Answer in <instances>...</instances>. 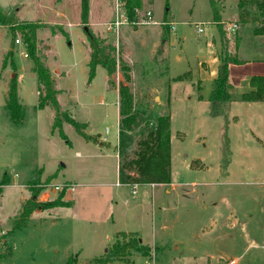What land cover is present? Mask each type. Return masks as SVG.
Returning <instances> with one entry per match:
<instances>
[{
    "label": "rangeland",
    "instance_id": "rangeland-1",
    "mask_svg": "<svg viewBox=\"0 0 264 264\" xmlns=\"http://www.w3.org/2000/svg\"><path fill=\"white\" fill-rule=\"evenodd\" d=\"M140 2L135 22H128L124 0H87L86 21L81 19V0H0V79L4 80L0 81V182H7L0 189V253L11 254L14 236L18 264H68L70 259L92 264L114 241L130 242L135 233H124L130 230L143 245L156 243L149 257L134 254L110 264H195L188 254L194 250L205 264H264V103L241 101L237 87L230 91L224 112L212 117L208 103L197 99L196 84L184 74L188 67L194 72L197 57L214 35L219 55L223 50L244 62L234 66L232 76L264 75V36L254 34L259 24L237 20L235 33H225L222 39L210 0ZM237 3L215 0L221 20L233 22ZM147 12L157 24L141 23L148 20ZM121 13L126 20L115 28L112 24ZM164 20L174 23L175 29L170 30ZM22 23L37 26L36 53L50 72L61 111L85 123L84 132L95 141H86L66 121L53 129V109L37 108L43 90L38 88L23 37L12 27ZM196 23L201 24V33ZM84 28L115 47L117 66L112 76L98 65L88 82L90 49ZM168 36L175 37V46L163 59L157 44ZM120 60L130 66L129 86L135 108L146 113L143 122L152 123L158 115L171 118V179L176 185L165 186L171 189L169 194L155 187L153 203L148 199L145 207L134 205L133 193L116 185ZM183 74L184 79H173ZM10 80H16L24 110L17 125L4 107ZM154 96L162 99V107L155 106ZM65 184L75 185V191H66L73 193L70 209L39 210L16 228L32 192H37V202H51L64 193ZM54 185L63 188L48 192L43 200ZM63 200L68 201L64 196ZM229 205L240 222L234 241L225 240L221 232ZM218 213L226 216L218 221ZM156 246L162 248L157 255Z\"/></svg>",
    "mask_w": 264,
    "mask_h": 264
},
{
    "label": "trees",
    "instance_id": "trees-1",
    "mask_svg": "<svg viewBox=\"0 0 264 264\" xmlns=\"http://www.w3.org/2000/svg\"><path fill=\"white\" fill-rule=\"evenodd\" d=\"M213 10V22L217 25L220 37L224 39L223 23L216 10L215 0H210ZM140 0H124V9L128 22H135L137 11L141 8ZM237 20L241 24H246L249 20L257 22L259 25L254 29V34L264 36V0H238ZM88 15L87 0H81V19L86 21ZM168 25V22L164 20ZM13 30L18 31L26 45L27 57L32 63V71L36 76L38 88L43 90L38 94L37 108L43 109L50 106L54 111L53 129L60 128L64 121L74 126L77 133L86 141L95 139L84 132L86 124L78 123L70 118L65 112L61 111L48 68L41 62L36 53V29L34 23L13 24ZM86 39L90 49L88 61V82L92 80L95 69L98 65L103 67L107 76H112L116 71L115 47L107 44L91 32L86 33ZM164 39L161 40L160 46ZM219 65L216 78L211 85V91L207 101L209 105V115L216 117L221 115L231 101L229 83V64L240 65L243 62L237 56L220 53L218 55ZM119 70L122 74V81L119 82L118 95V144H117V181L120 185H168L171 183V132L169 115H158L154 122H143L146 115L144 110L135 108L133 92L129 86L130 66L120 60ZM179 76L176 80L183 79ZM251 90L243 93L240 100L243 102H262L264 103V75H254L249 79ZM5 109L9 120L17 125L24 118L23 105L17 95L16 80H10L6 92ZM141 124H143L142 127ZM224 130H227L228 120L225 119ZM60 135H64L60 132ZM65 138V137H64ZM225 145L229 152V139L225 134ZM7 184L6 181L0 182V189ZM2 190L0 191V193ZM32 192V190H31ZM39 194V193H38ZM37 192H32L31 197L23 203L16 228L24 225L30 214L35 210H47L56 207L68 208L70 201H64V193H61L55 201L37 202L35 200ZM133 239L127 243H120L117 240L107 248L104 253L93 259L92 264H110L115 261L127 260L134 254L149 257L151 248L143 245L135 234ZM162 250L156 246V255ZM68 264H75L74 259H70Z\"/></svg>",
    "mask_w": 264,
    "mask_h": 264
},
{
    "label": "crops",
    "instance_id": "crops-1",
    "mask_svg": "<svg viewBox=\"0 0 264 264\" xmlns=\"http://www.w3.org/2000/svg\"><path fill=\"white\" fill-rule=\"evenodd\" d=\"M235 21H237V15H235V17L233 18V22L232 23H234ZM221 22L223 23V26L226 24V22L223 21V20H221ZM165 41H166V46L161 47V51H162V54H163V59L169 57V55L171 53L170 47L175 46V37L168 36L166 39H164V42ZM218 45H219V39L216 40L214 35H213L211 41H209V42L206 41L204 53L203 54L201 53L197 57V64H196V67L194 69V72H193V70L190 69V67H188L187 68L188 70H186V72L184 73V74L187 73V77L186 78H188L192 83L196 84L197 99H198L199 102H203L204 104L208 103L207 98H208V95H209V93L211 91V85H212V82L216 78V75H217V69H218V65H219V60H218L219 51L217 53L216 47ZM158 46H160V42L157 44V47ZM180 59H182V58L177 57V60L180 61ZM185 63L188 66V62H185ZM234 66H236V65L235 64H229V67H228V70H229V83L231 84V87H232L231 90L236 89L237 87H240V90L238 92V97H241V95L243 93L249 92L251 90V87L249 85V79H250L251 76H254V75H250L249 74L248 76H243L242 78H237L235 76H232L231 71L234 70L233 69ZM184 74H183V77H184ZM177 77H179V75L176 76L173 79H176ZM232 78H233V82H232ZM0 81L4 82V80H2V79H0ZM6 92H7V90H6ZM150 95H151V93H150ZM165 97L167 99H169V102H170V99H171L170 92H168V95H166ZM156 99H158V102L156 101ZM154 100L156 101V105H155L156 107H162L163 101H162V99L159 96H154ZM116 110H117V120H118V106H117ZM99 142H100V144H103L101 141H99ZM170 142H171V138H170ZM117 144H118V135H117L116 145H115L116 150H117V147H116ZM115 158H116V183H117V169H118V166H117V160H118L117 151L115 152ZM175 185H176L175 183H172V179H171V183L168 184V185H137L135 187V189H134L135 193L132 194L133 195L132 201L134 202V205L137 204L140 207L141 206L145 207L146 206L145 202H148V199H150L151 202L153 203V194H154V188L155 187H161V188L164 189L165 193L169 194L171 189H172V187H175ZM117 186H119L120 188L127 187L129 189V191L132 192V187L129 186V185H117ZM165 186H171V189H169L168 187L165 188ZM4 187H6V186H4ZM74 191H75V188H74ZM191 192H193V191H191ZM72 194L73 193H71L69 195H66V193L64 194L65 200H68V201L72 202L71 206L74 203ZM125 199L123 201L126 204H128L130 202V199H127V200H125ZM111 202H114V200L112 199ZM142 202H144L145 204H143ZM114 203H115V205H117L116 202H114ZM214 205H215L216 208L218 207L217 204H214ZM70 207H68V208L70 209ZM229 210H232V212H230ZM38 213H40L39 210L33 211L30 214L28 220H30L33 217V215H36ZM217 216H218V221H220L222 216H226V215L218 213ZM109 217H110L111 220H113L112 219L113 218L112 214H110ZM234 217L235 216H234L233 208L231 207V205H229L228 210H227V216H226L225 223H222V225H221V227L223 226V228H221V232H223V234H222L223 236L222 237H225V240H229V241H234L235 240L234 231L237 228V226L240 225V222H239V220H236ZM215 225H216V223H215ZM161 228H165V226H161ZM224 228H225V230H224ZM116 233L117 234L121 233V231H117ZM124 233H135L136 234L135 231H130V230H128L127 232H124ZM11 237L12 238L10 239V242H11L12 250H13L11 252L12 255L10 254L8 256V255H3V254L0 253V264H18V262H19V260L17 261V259H19V257L17 256V253H15V249H16V246H14L15 239H14V236H11ZM155 244H153V245L145 244V245L151 247V246H154ZM195 252H196L195 250L193 252L192 251L188 252V254L191 255L189 257H191V258H193L195 260L194 261L195 264H205V263H202L201 261H199L198 255H196ZM207 257L209 258L208 255H207ZM77 263L81 264L79 261H77ZM152 263H155V261H153ZM82 264H84V262ZM206 264H218V263H214V262H210L209 263V261H207Z\"/></svg>",
    "mask_w": 264,
    "mask_h": 264
},
{
    "label": "built area",
    "instance_id": "built-area-1",
    "mask_svg": "<svg viewBox=\"0 0 264 264\" xmlns=\"http://www.w3.org/2000/svg\"><path fill=\"white\" fill-rule=\"evenodd\" d=\"M117 6H118V4H117ZM146 16H147L148 20H143L141 23L146 24V25L147 24H157V22H155V21L152 20L151 13L150 12H147L146 13ZM125 20H126V18H124V15L121 13L119 16H117L116 21L112 25H114L115 28H118L120 25H122L125 22ZM168 25H169L170 30H174L175 29V24L174 23H169ZM194 25L197 26L196 31L198 33H201L203 31L202 28L199 27V25H201V24L196 23ZM237 28H238V25H237L236 22H234V23H226L223 26V31L226 33V35H230V34H234L235 31L237 30ZM16 43L22 45L20 43L19 39H16ZM21 55L25 56V53L24 54L21 53ZM116 185H120L118 183V181H117ZM63 186H65L64 193H66V191L73 192L74 191V188H75V185H73V184H65ZM63 186L62 185H54V186H51L50 188H48L46 190V194H43L42 195V197L44 196L43 197V200H46L48 198V194H47L48 192H58V191H61L62 188H63ZM130 186L132 187V192L131 193L134 194L135 193L134 189L137 186V184L130 185ZM230 263L233 264L234 261H231Z\"/></svg>",
    "mask_w": 264,
    "mask_h": 264
},
{
    "label": "water",
    "instance_id": "water-1",
    "mask_svg": "<svg viewBox=\"0 0 264 264\" xmlns=\"http://www.w3.org/2000/svg\"><path fill=\"white\" fill-rule=\"evenodd\" d=\"M84 31L87 33V28H84Z\"/></svg>",
    "mask_w": 264,
    "mask_h": 264
}]
</instances>
